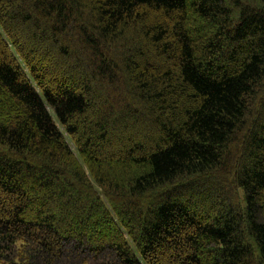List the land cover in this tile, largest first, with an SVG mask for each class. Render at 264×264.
<instances>
[{
	"label": "trees",
	"instance_id": "obj_1",
	"mask_svg": "<svg viewBox=\"0 0 264 264\" xmlns=\"http://www.w3.org/2000/svg\"><path fill=\"white\" fill-rule=\"evenodd\" d=\"M0 264H264V0H0Z\"/></svg>",
	"mask_w": 264,
	"mask_h": 264
}]
</instances>
